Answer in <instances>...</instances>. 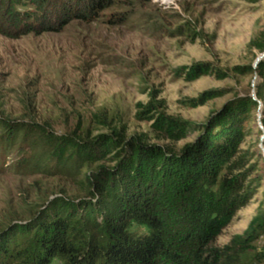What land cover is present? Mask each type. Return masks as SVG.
Segmentation results:
<instances>
[{
    "label": "rangeland",
    "instance_id": "obj_1",
    "mask_svg": "<svg viewBox=\"0 0 264 264\" xmlns=\"http://www.w3.org/2000/svg\"><path fill=\"white\" fill-rule=\"evenodd\" d=\"M252 1L150 0L113 7L90 23L73 21L60 33L0 34V234L50 202L92 198L90 175L116 168L132 139L176 155L196 142L211 114L258 77L248 68L263 53L253 42L264 43V0ZM200 64L210 73L192 80ZM211 91L221 92L192 107L190 100ZM161 118L183 123L185 137L172 140ZM262 119L258 107L245 122L238 155L248 161L236 173H247L254 197L211 242L213 250L245 235L264 209ZM16 129V143L2 145ZM102 136L111 142L107 149ZM63 138L64 149L87 142L91 160L75 171L64 167L67 155L29 165L35 154L59 150ZM132 231L146 235L148 228L134 224ZM242 261L264 264V232Z\"/></svg>",
    "mask_w": 264,
    "mask_h": 264
},
{
    "label": "trees",
    "instance_id": "obj_2",
    "mask_svg": "<svg viewBox=\"0 0 264 264\" xmlns=\"http://www.w3.org/2000/svg\"><path fill=\"white\" fill-rule=\"evenodd\" d=\"M149 1L0 0V34L18 38L60 33L73 21L90 23L113 7ZM253 45L264 52V43ZM194 69L192 80L210 73L207 64ZM248 69L262 79L255 89L264 105V61L257 70ZM253 90L236 95L213 112L201 126L199 139L180 155L141 140L128 141V154L116 168L90 175L92 198L50 202L28 221L0 234V264H52L54 259L64 264H245L243 255L264 232V209L246 234L235 236L224 249L213 250L209 245L255 194L246 186L247 173L236 174L248 161L247 155H238L248 136L245 122L252 110L260 108ZM220 92L189 102L193 108L200 107ZM159 124L172 140L186 135L177 120L161 118ZM20 133L11 131L10 143L2 145L11 147ZM65 138L59 150L35 154L29 165L46 158L61 161L67 155L64 167L81 169L92 157L84 155L85 149H91L89 144L71 141L72 147L64 149ZM108 138L101 137L106 149L111 145ZM134 224L146 226L148 233L133 232Z\"/></svg>",
    "mask_w": 264,
    "mask_h": 264
},
{
    "label": "water",
    "instance_id": "obj_3",
    "mask_svg": "<svg viewBox=\"0 0 264 264\" xmlns=\"http://www.w3.org/2000/svg\"><path fill=\"white\" fill-rule=\"evenodd\" d=\"M263 61H264V52H263V53L257 58V60H256V62H255V64H254V66H253V68H254L255 70H257V68L259 67V65H260ZM257 80H258V77H256V81H255V83L253 84V88H254V90H253L252 97L254 98V100L258 101V103L260 104V113H261V119H262V117H263V107H264V105H263V102H262V101H260V100L257 99L256 89H255V88H256Z\"/></svg>",
    "mask_w": 264,
    "mask_h": 264
}]
</instances>
